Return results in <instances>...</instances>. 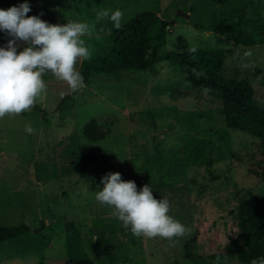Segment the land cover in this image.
Segmentation results:
<instances>
[{
    "label": "rangeland",
    "instance_id": "1",
    "mask_svg": "<svg viewBox=\"0 0 264 264\" xmlns=\"http://www.w3.org/2000/svg\"><path fill=\"white\" fill-rule=\"evenodd\" d=\"M31 1L32 16L59 25L94 23L101 8L122 10L125 24L153 9L170 21L166 49L221 48L225 74L250 81L264 106V44L246 47L193 26L218 14L216 0ZM109 29V20L100 21L93 36L84 37L92 53L112 51ZM18 43V52L28 46ZM247 50L252 56L242 59ZM43 79L47 92L30 111L0 119V226H30L0 242V264L85 257L95 264H240L235 254L211 256L235 237L231 211L246 191L254 188L264 198V147L259 138L227 128L221 99L190 87L171 58L154 70L98 74L77 93L51 73ZM26 124L34 134L25 133ZM86 127L93 137L84 135ZM115 172L138 190L150 185L157 199L167 197L169 215L191 231L171 246L125 229L113 209L95 199L102 178Z\"/></svg>",
    "mask_w": 264,
    "mask_h": 264
},
{
    "label": "trees",
    "instance_id": "2",
    "mask_svg": "<svg viewBox=\"0 0 264 264\" xmlns=\"http://www.w3.org/2000/svg\"><path fill=\"white\" fill-rule=\"evenodd\" d=\"M216 1L221 6L218 14L209 22L194 20L195 28L214 31L223 38L246 47L264 44L261 0ZM24 2L25 0H0V9L7 10ZM28 3L31 5L28 16H32L33 3L31 0ZM169 26L167 18L149 9L123 24L119 30L114 28L110 36L112 51H95L91 59L82 61L79 70L84 81L89 82L98 74H110L123 69L154 70L157 63L171 58L178 72L185 75L190 87L197 90H202V87L210 88L209 93L224 102L223 113L227 128L259 138L264 147V106L256 98L254 85L247 79L231 78L225 74V52L221 48L201 46L194 53L189 50L166 49ZM7 38L10 37L0 32V46H3ZM193 69L203 71L205 75L197 79ZM257 73L260 74L259 71ZM67 98H70V94L62 98L60 104L63 105ZM35 109L40 110L38 106ZM43 116L46 117L45 111ZM83 130L84 135L93 137V132L87 127ZM210 161L208 164H211ZM231 214L236 221V235L221 253L211 257L217 259L235 254L240 264H251L254 258L264 257V198L254 188H249ZM28 231L30 226L27 223L0 226V242L13 240ZM216 244L217 240H212L210 248L214 249ZM50 264L95 262L85 257L82 260H51Z\"/></svg>",
    "mask_w": 264,
    "mask_h": 264
},
{
    "label": "clouds",
    "instance_id": "3",
    "mask_svg": "<svg viewBox=\"0 0 264 264\" xmlns=\"http://www.w3.org/2000/svg\"><path fill=\"white\" fill-rule=\"evenodd\" d=\"M30 11L28 0L7 10L0 9V32L10 37L5 46H0V119L30 111L47 92L43 79L46 73L65 82L71 92L81 91L85 81L77 65L91 59L92 55L84 37H92L100 21L109 20L117 30L124 23V12L120 9L96 10L94 23L71 20L64 25L49 24L37 15L28 16ZM18 42L28 46L18 52L21 47ZM189 51L194 53L197 49L192 47ZM251 56L252 52L247 50L242 59ZM193 72L197 79L205 75L203 71L193 69ZM210 91L202 87L205 95ZM24 130L28 135L35 133L30 124H26ZM101 182L104 187L95 193L96 201L113 209L112 215L136 237H161L175 246L176 238L191 231L169 215V199H157L150 185L138 190L135 181H124L119 172L108 173ZM251 264H264V257L254 258Z\"/></svg>",
    "mask_w": 264,
    "mask_h": 264
},
{
    "label": "water",
    "instance_id": "4",
    "mask_svg": "<svg viewBox=\"0 0 264 264\" xmlns=\"http://www.w3.org/2000/svg\"><path fill=\"white\" fill-rule=\"evenodd\" d=\"M179 13H181L182 15H184V16H186V17H189V13H187V12H184V11L180 10Z\"/></svg>",
    "mask_w": 264,
    "mask_h": 264
}]
</instances>
